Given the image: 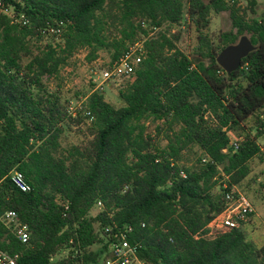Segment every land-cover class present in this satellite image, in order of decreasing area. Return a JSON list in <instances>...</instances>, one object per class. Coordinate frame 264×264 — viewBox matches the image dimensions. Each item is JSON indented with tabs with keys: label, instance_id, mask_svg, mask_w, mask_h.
I'll return each instance as SVG.
<instances>
[{
	"label": "trees",
	"instance_id": "1",
	"mask_svg": "<svg viewBox=\"0 0 264 264\" xmlns=\"http://www.w3.org/2000/svg\"><path fill=\"white\" fill-rule=\"evenodd\" d=\"M255 6L256 0L247 8L239 0H0V249L17 255L16 264H104L112 234L131 227L126 239L145 264H264V244L247 240L241 222H215L225 193L253 171L251 161L264 163V11L257 15ZM222 11L236 30L213 43L205 30L211 13ZM183 19L197 33L191 54L175 45L177 36L150 37L118 93L123 105L89 93L83 105L90 138L62 149L68 115L42 77L56 75L81 48L87 60L106 50L114 62L146 33L142 21L162 27ZM50 26L62 29L63 45L34 49L32 40ZM244 33L255 48L227 74L216 56ZM162 130L163 146L155 138ZM193 146L201 154L188 168L180 161ZM13 170L28 191L12 183ZM98 201L102 209L92 215ZM7 211L26 225V242L2 221Z\"/></svg>",
	"mask_w": 264,
	"mask_h": 264
},
{
	"label": "rangeland",
	"instance_id": "2",
	"mask_svg": "<svg viewBox=\"0 0 264 264\" xmlns=\"http://www.w3.org/2000/svg\"><path fill=\"white\" fill-rule=\"evenodd\" d=\"M247 4L248 0H239V5L242 8H247ZM255 11L257 15H260L264 11V0H256ZM6 12L10 15L12 13L11 10H8ZM17 21L19 22L18 18ZM109 22L111 24L110 26H112V31H114L117 28V24L114 23L113 18H111ZM140 26L143 30L146 31V33H140L133 41L142 40L146 42L150 37H153L159 31H162L170 39H174V37L177 36L175 45L185 54H191L196 44L197 33L191 25H187L184 19L182 20L181 24H175L173 26L163 25L162 27H154L146 22L145 25H141L140 22ZM228 30H232L233 32H235L236 30L232 27L228 12H212L210 16L209 26L205 31L209 38H211L213 43L217 42L220 33ZM244 35L248 37L250 36L248 33H244ZM239 38L240 36L238 37V39ZM131 42H129L128 44H130ZM47 43H50L56 48H58V46H62V29L60 28L59 31L46 29V32L42 33V36L39 39L32 40L34 49L42 47ZM86 55V48H81L68 59L65 65L60 67L59 72L56 75H45L42 77V81L45 87L50 92H56V94L60 97V103L65 107L67 115L69 116H67L65 120L64 131L60 138L62 149H67L70 146L84 145L90 138L88 135V125L90 124L91 119H87L85 117L86 112L84 111L85 107L83 105L89 93L98 90L103 94L107 102L113 104L116 107H119L123 105V102L119 98L118 93L120 89H122L127 83L132 80L133 75L120 78L116 82L107 81L102 83L103 89H98L96 86L101 80L99 77L101 70L111 64L110 53L106 50H99L96 57L92 60H87ZM77 119L79 121H76ZM253 120L254 117L249 118L245 122V126L247 129H250V125L252 124ZM146 126L147 131L151 134V136H154V134H156L154 124L148 123V125ZM259 129H261L264 133L263 127H260ZM164 133L165 130H162L155 137L156 142H159L161 146L166 143L163 137ZM263 142L264 135L259 139L260 144H262ZM200 154L201 152L196 146L190 147L183 152L180 164L191 168L196 164L197 158ZM250 164L252 168L261 167L262 169L264 167V163H262L258 158L252 160ZM255 173L252 176L250 175L251 177H247L246 179H244L239 185L232 188L233 191H239L240 193L245 195L251 200V202H254V199L264 198V193L262 192V190L264 189V172L259 175H257L258 172L256 174ZM258 177L260 178V180L257 179ZM225 180L226 178L225 176H223L222 179H218V182L226 183ZM259 193H263V196H260ZM96 212L97 210L93 207V209L91 210V214L94 215ZM251 215L252 214L248 216L247 220ZM227 218V214L222 213L215 222L219 224L225 223L228 220ZM254 222H256V224L259 223L256 219H254ZM242 223H245V220L242 221L241 224ZM95 226L97 228L96 224ZM249 227L247 226L248 229ZM246 238L247 240H250L248 234L246 235ZM65 252L66 251L64 250L61 251L58 256H62L63 254H65Z\"/></svg>",
	"mask_w": 264,
	"mask_h": 264
},
{
	"label": "built area",
	"instance_id": "3",
	"mask_svg": "<svg viewBox=\"0 0 264 264\" xmlns=\"http://www.w3.org/2000/svg\"><path fill=\"white\" fill-rule=\"evenodd\" d=\"M24 23V21H23ZM141 25H145V22H141ZM155 27V26H154ZM57 30L50 26L47 30ZM145 54V42L142 40H136L128 44L125 50L121 53L117 60L104 67L100 72V82L97 84L98 89H103L102 83L107 81L116 82L120 78L129 77L134 74V70L140 63L143 55ZM133 77V76H132ZM230 137V144L233 150L238 148V142L231 132H227ZM225 151V149H224ZM202 161H206L205 158ZM184 176V173L181 172ZM12 183L22 191H28L29 185L25 181L23 174L18 170H13L9 174ZM226 186V183H222ZM226 208L223 213H226L228 220L232 222L246 221L248 216L254 211L252 202L245 195L239 191H233L232 189L225 193ZM94 209L100 211L102 209V203L98 201ZM2 221L7 227H12L13 230H17V235L22 242H26L29 238L26 225H22L16 218L14 211L5 212L2 217ZM111 226L104 228L105 232L111 231ZM131 230V227H127L124 230H118L112 234V240L110 243V256L106 258L104 264H145L137 256L136 245L131 244L126 239V233ZM17 255H11L8 252L0 249V264H16Z\"/></svg>",
	"mask_w": 264,
	"mask_h": 264
},
{
	"label": "water",
	"instance_id": "4",
	"mask_svg": "<svg viewBox=\"0 0 264 264\" xmlns=\"http://www.w3.org/2000/svg\"><path fill=\"white\" fill-rule=\"evenodd\" d=\"M255 48L250 38L246 35L240 36L237 42L223 47L216 56L217 64L227 73L236 70L242 58Z\"/></svg>",
	"mask_w": 264,
	"mask_h": 264
},
{
	"label": "crops",
	"instance_id": "5",
	"mask_svg": "<svg viewBox=\"0 0 264 264\" xmlns=\"http://www.w3.org/2000/svg\"><path fill=\"white\" fill-rule=\"evenodd\" d=\"M255 169L257 173L259 170H261V167L254 168L253 171L247 177H251L255 173ZM257 179L260 180L259 177ZM262 192L264 193V189L262 190ZM263 193H259V195L263 196ZM252 205L254 211L252 212L250 218L245 221V223L241 224V227L245 234L249 235L251 242H253L256 246H261L264 244V198L254 199ZM254 219H256L259 223L256 224V222H254ZM247 226H250L249 229L247 228Z\"/></svg>",
	"mask_w": 264,
	"mask_h": 264
}]
</instances>
